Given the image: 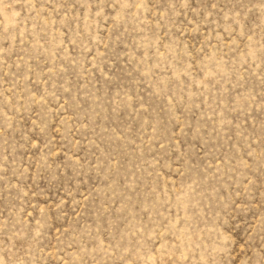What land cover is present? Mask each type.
Listing matches in <instances>:
<instances>
[{
	"label": "rangeland",
	"instance_id": "374dc122",
	"mask_svg": "<svg viewBox=\"0 0 264 264\" xmlns=\"http://www.w3.org/2000/svg\"><path fill=\"white\" fill-rule=\"evenodd\" d=\"M0 264H264V0H0Z\"/></svg>",
	"mask_w": 264,
	"mask_h": 264
}]
</instances>
